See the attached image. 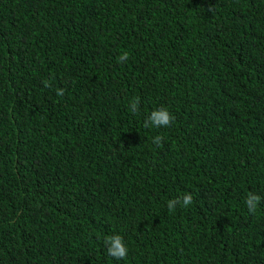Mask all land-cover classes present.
Segmentation results:
<instances>
[{
  "label": "trees",
  "instance_id": "16d2710c",
  "mask_svg": "<svg viewBox=\"0 0 264 264\" xmlns=\"http://www.w3.org/2000/svg\"><path fill=\"white\" fill-rule=\"evenodd\" d=\"M180 1L0 4V264H264V0Z\"/></svg>",
  "mask_w": 264,
  "mask_h": 264
},
{
  "label": "clouds",
  "instance_id": "9594fccd",
  "mask_svg": "<svg viewBox=\"0 0 264 264\" xmlns=\"http://www.w3.org/2000/svg\"><path fill=\"white\" fill-rule=\"evenodd\" d=\"M176 1L181 3L180 0H176ZM9 2L10 0H0V4L5 5V6H7ZM159 23L169 25L171 22L167 20H160ZM128 58H129L128 53L125 52L118 57V62L120 63L126 62ZM44 83L46 87L50 86L47 81H45ZM56 94L58 96H62L64 94V90L58 89ZM129 110L133 114H135L139 110V100L138 99H134L130 102ZM173 120H174V116L169 112V110L166 107H159V108L153 109L149 113L147 119L144 121V127L145 128L169 127ZM162 139L163 138L160 135H157L153 137L152 142L155 145L160 146L162 143ZM261 199L262 197L256 193L249 192L247 194V197L245 199V204L250 214H255ZM192 203H193V197L191 193H185L182 196V198L170 199L167 202V207L169 211H174L178 205L182 204L184 207H187L191 205ZM104 244H105L108 255H110L111 257L117 260L124 259L127 257L129 249L121 235L113 234V235L106 236L104 238Z\"/></svg>",
  "mask_w": 264,
  "mask_h": 264
}]
</instances>
